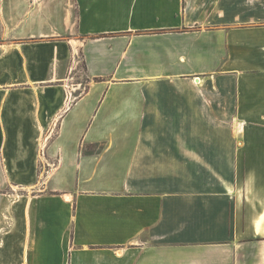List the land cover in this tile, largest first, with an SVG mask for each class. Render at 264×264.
Segmentation results:
<instances>
[{"label": "crops", "instance_id": "obj_1", "mask_svg": "<svg viewBox=\"0 0 264 264\" xmlns=\"http://www.w3.org/2000/svg\"><path fill=\"white\" fill-rule=\"evenodd\" d=\"M0 264H264V0H0Z\"/></svg>", "mask_w": 264, "mask_h": 264}, {"label": "rangeland", "instance_id": "obj_2", "mask_svg": "<svg viewBox=\"0 0 264 264\" xmlns=\"http://www.w3.org/2000/svg\"><path fill=\"white\" fill-rule=\"evenodd\" d=\"M80 66H81V68H82V63H81ZM81 81H83V79H81ZM45 177L49 178V176H45ZM43 178H44V176H39V180H40V179H43ZM42 181H44V179H43Z\"/></svg>", "mask_w": 264, "mask_h": 264}]
</instances>
